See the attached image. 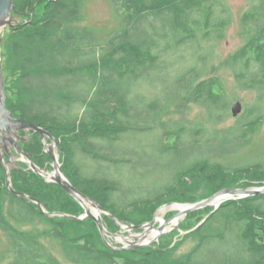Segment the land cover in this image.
<instances>
[{"label":"trees","instance_id":"16d2710c","mask_svg":"<svg viewBox=\"0 0 264 264\" xmlns=\"http://www.w3.org/2000/svg\"><path fill=\"white\" fill-rule=\"evenodd\" d=\"M84 1L14 0L10 14L20 21L1 43L5 106L55 138L70 183L133 225L150 221L168 202L263 185L264 161L238 164L228 154L256 136L264 120V0L242 13L243 44L218 65L233 71L235 88L255 90L256 98L232 125L212 130L163 117L190 104L201 106L212 126L230 116L234 96L212 73L216 41L233 19L227 4L108 0L116 24L97 34L76 26ZM19 135L32 161L52 170L40 134ZM9 171L12 188L48 213H83L24 161ZM26 196L9 190L0 164V259L8 264H63L54 241L68 259L87 264H264V193L192 210L158 241L121 250L104 243L92 219L45 214ZM101 215L108 231L119 228ZM184 238L192 245L176 253Z\"/></svg>","mask_w":264,"mask_h":264},{"label":"water","instance_id":"95a60500","mask_svg":"<svg viewBox=\"0 0 264 264\" xmlns=\"http://www.w3.org/2000/svg\"><path fill=\"white\" fill-rule=\"evenodd\" d=\"M14 0H0V28L6 25H11L12 21L9 18L10 11L12 9ZM231 113L233 116H237L238 113L241 111V102L237 100L233 102L230 107ZM35 131L40 134V140L44 143L45 139H49V143L47 146L46 153L51 159V166L52 170H47L46 168H40L37 166L32 159L29 157L28 153H26L19 145L18 140L22 139L19 135V131ZM56 147V140L55 138L48 133L44 128L37 125L31 120L21 118L19 116H14L12 111H10L5 106V90H4V80L2 74V67H1V60H0V164L2 165L5 176H6V186L9 188L10 191L14 192L17 195L26 196L23 192L15 191L11 186V178H10V167L16 163V160L24 161L30 169L34 172L41 175L45 181L48 182H55L62 187V189L73 197L80 205L83 207L84 211L78 215H72L64 212H51L48 213L44 210L42 204L33 197H28L29 200L35 202L38 207L42 210L43 213L48 215H61L68 219H92L101 234V237L104 243L111 248L115 249H131L143 245H150L151 241H156L158 237L167 232L168 230L177 226L179 219L186 215L188 212L192 210H196L202 208L207 205H213L216 209L219 204L227 199H238L248 196H253L256 194L264 193V184L261 186H251V187H224L211 195L208 198L202 199L197 202L193 203H177V202H169L167 204H181L185 205V207L180 210L176 211L173 215L169 218L164 219L161 223H158L156 228V233L154 236L149 240H144L145 232L152 228L153 223L155 222L154 215L150 221L144 222L140 225H133V224H126L120 222L113 214L108 212L107 210L103 209L98 202L89 198L81 191H79L76 187H74L67 177L63 174L60 162L58 160V155L54 153V148ZM15 152L20 154V158L15 157ZM7 157V158H6ZM220 197V199H219ZM94 208L98 210L97 214L94 215L90 209ZM162 206V205H161ZM159 208V207H158ZM157 208V209H158ZM156 209V210H157ZM156 212V211H155ZM102 213H106L113 221L118 225L119 229L129 231L131 229H142L141 232L128 234L129 237H134V240H127L126 236L110 232L106 229L102 221ZM155 214V213H154ZM174 223L172 224V222ZM108 238H116L121 239V245L115 246L109 243Z\"/></svg>","mask_w":264,"mask_h":264},{"label":"rangeland","instance_id":"374dc122","mask_svg":"<svg viewBox=\"0 0 264 264\" xmlns=\"http://www.w3.org/2000/svg\"><path fill=\"white\" fill-rule=\"evenodd\" d=\"M221 1L227 4L230 12L232 13L233 19H232V22L227 26L225 30V36L221 40L216 41V44L214 47V55L212 58V63L216 66V68L214 69L212 68L213 69L212 73L219 75L223 79V81L226 84L229 94L234 96V99L231 101V104L233 102H236L237 100L241 102V111L237 115L239 116V114L245 110V107L249 106L252 102H254V99L256 98V92L255 90H241V89L235 88L233 71L228 67L218 66V65L227 55L234 52V50H236L239 46L243 44V38L240 36V16L246 9H248L254 3L255 0H221ZM9 18L12 21L11 25H15L17 24V22L20 21V18L12 14L9 15ZM31 18H32V14L30 16L29 21L31 20ZM115 24H116V18L113 16L112 7L108 0H85L81 20L77 23L76 26L79 29H82L85 26L87 27L89 26L92 29H94V31L97 34H99L101 32H104L105 29H108L114 26ZM11 25H6L0 28L1 67L3 66V52L5 51L4 47L1 46V43H2L3 38L9 34L8 28ZM208 61H211V59H208ZM206 69H210L209 66H207ZM2 74H3V80L4 78L7 79L6 77L7 73L5 71H2ZM145 88L149 90L153 89V88H150L149 86H145ZM237 116H233L230 110V116L226 118L224 122H221V123H218L217 125L212 126L211 124L207 123L205 120V110L201 106L190 104L189 106L183 109L182 114H176V113L170 112L163 117L164 118L163 120L168 123H172L175 121L183 122L189 126H195V127L205 126L207 127V129L212 130L215 128L224 129V128L229 127L236 121ZM26 137L27 135L24 136V139ZM48 143H49V139L46 138L44 143H42L44 146V151L47 150ZM54 153L58 155V160H59V152L57 150V145L54 148ZM228 155H230L231 160L238 162V164L241 162L250 161V160L264 161V120L256 136L251 138L244 145L241 144L240 147H238L236 151ZM15 157L20 158L21 156L19 153L15 152ZM19 161H22V160H19ZM172 202H177V201H172ZM177 203H183V202H177ZM184 203H188V202H184ZM164 206L168 207V205H164ZM177 210L178 209L176 208L168 209L165 212V214L161 216L162 219L160 221L154 222L152 226L153 227L157 226L158 222H161L162 220L169 218L170 213L174 214ZM37 226L41 227L40 224ZM28 227H31V226H28ZM141 231L142 229H131L129 231H126V230H121L118 228L113 233L124 235L126 236L127 240H134L135 238L129 237L128 234H134V233H138ZM183 233L184 232L182 231L179 232V234H183ZM152 237L153 236H151L150 239ZM176 239H177V236L174 237V241H176ZM108 241L110 244L115 245V246L121 245V242H120L121 239L110 238V240ZM156 241H158V239ZM154 242L155 241H151L149 244H152ZM52 243L55 247V253L58 255L59 259L62 261L63 264H87V263H80L73 259H68L64 251V246L59 241L58 242L54 241ZM191 245H192V240L190 238H184L183 241L179 243L178 245L179 248L177 249L176 253H181L187 250L188 248H190ZM0 264H8V262L7 260L0 259Z\"/></svg>","mask_w":264,"mask_h":264},{"label":"bare ground","instance_id":"6f19581e","mask_svg":"<svg viewBox=\"0 0 264 264\" xmlns=\"http://www.w3.org/2000/svg\"><path fill=\"white\" fill-rule=\"evenodd\" d=\"M219 199H220V197H219ZM168 205V207L167 206H164V205H162L159 209H157L156 211L157 212H155L156 214L154 215V218H155V222L156 221H160L162 218H161V216H163L164 214H165V212L168 210V209H170V208H176V209H178L177 211H180V210H182L184 207H185V205H181V204H174V203H171V204H167ZM88 208L90 209V211L94 214V215H96L98 212V210H96V209H94V208H91L90 206H88ZM163 221V220H162ZM161 221V222H162ZM161 222H158V223H161ZM174 223V221L172 222V224ZM156 228L155 227H152V228H150V229H148L146 232H145V234H144V240L146 241V240H149L150 239V237L151 236H154V234L156 233Z\"/></svg>","mask_w":264,"mask_h":264}]
</instances>
